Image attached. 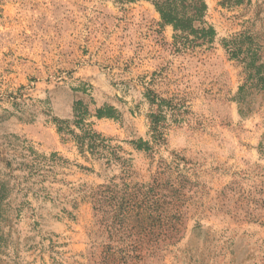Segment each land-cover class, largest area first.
<instances>
[{
    "label": "rangeland",
    "instance_id": "374dc122",
    "mask_svg": "<svg viewBox=\"0 0 264 264\" xmlns=\"http://www.w3.org/2000/svg\"><path fill=\"white\" fill-rule=\"evenodd\" d=\"M205 1L212 49L178 52L148 0H0V264H264V94L240 114L246 75L224 47L243 33L264 63V0ZM146 87L189 110L154 160L130 144L150 140ZM78 101L122 113L90 121L123 148L129 182L160 160L185 178L173 226L93 210L85 196L121 169L58 134L53 119L72 121Z\"/></svg>",
    "mask_w": 264,
    "mask_h": 264
},
{
    "label": "trees",
    "instance_id": "16d2710c",
    "mask_svg": "<svg viewBox=\"0 0 264 264\" xmlns=\"http://www.w3.org/2000/svg\"><path fill=\"white\" fill-rule=\"evenodd\" d=\"M120 4H131L142 0H113ZM160 16L161 25L171 26L174 31L173 46L178 52L212 49L216 40V30L206 20L207 4L205 0H148ZM249 0H224L222 5L239 6ZM0 12H2L0 10ZM252 37L240 34L224 47L230 59L243 66L246 75L244 84L237 95L240 114L246 115L254 110L245 95L253 90L264 94V63L253 49ZM247 43V44H246ZM150 86V84H149ZM145 98L150 106L147 115L149 120L148 135L150 140L143 138L130 142L139 152H144L154 160V154L167 144L166 129L169 122H178L189 110L182 102L167 99L157 94L152 88L146 87ZM109 118L122 121V113L111 105L96 108L93 112L83 101H78L73 108V120L53 119L57 132L64 140H72L82 158L87 161H104L107 168L116 165L121 169L120 177L90 190L85 198L92 203L97 215L108 218L125 216L129 212L144 214L153 227L166 224L173 226L178 221L176 204L170 201L184 189L183 177L174 180L171 163L160 160L156 171L148 182H129V160L122 154L123 148L114 143V139L105 137L94 128L90 118ZM174 162V161H173ZM92 171L86 167H80ZM129 177V178H128ZM6 184H0V217L4 213Z\"/></svg>",
    "mask_w": 264,
    "mask_h": 264
}]
</instances>
